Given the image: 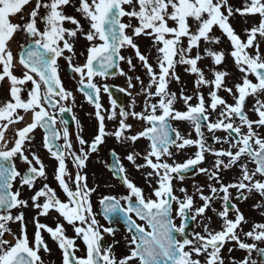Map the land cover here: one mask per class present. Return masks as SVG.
<instances>
[{"label": "snow or ice", "instance_id": "1", "mask_svg": "<svg viewBox=\"0 0 264 264\" xmlns=\"http://www.w3.org/2000/svg\"><path fill=\"white\" fill-rule=\"evenodd\" d=\"M68 8L80 14L87 22L86 28L80 19L68 14ZM237 14L259 17L257 25L245 29L246 39H241L230 23V18ZM16 16L21 17V22H12ZM215 28L230 42L229 53L213 47L221 43ZM18 33L24 35L26 42L20 46L17 60L11 43ZM141 37L151 39L155 64L141 51L137 43ZM81 38L88 44L87 55L83 64H75V44ZM124 49L133 51L148 77L147 84L140 76L133 78L120 68L121 62L132 72L137 67L132 56L121 54ZM226 55L241 73V82L232 87L227 83L230 73L219 70ZM61 58L74 78L78 77L79 91L94 106L98 122L97 133L89 141L81 134L83 129L73 115L79 129L75 135L78 149L74 147L68 122L63 119L65 113L71 112L68 102L74 103L75 98L61 81L58 64ZM205 58L216 66L210 69L211 80L200 67ZM17 63L25 69L22 78L14 74ZM177 65L185 66L184 70L195 77L194 95L185 94L183 88L179 96L170 91L173 80L181 82L176 74ZM112 69L127 77L129 88L135 87L133 79L140 83V94L145 97L142 111H135V101L126 109L110 99L111 109L103 107L101 92L109 93L110 97L111 93L107 85L98 86L94 78H106ZM6 78L9 99L0 103V264H44L41 251L51 252L44 233L57 244L62 264H202L200 257L204 258L203 264H226L222 250L229 242H235L247 253L239 264H264V247L258 246L264 244V223H254L245 232L243 226L248 221L232 202L246 200L253 193L264 197V134L259 131L264 129V0H246L242 8H234L229 0H35L34 4L33 0H0V82ZM29 81L32 88L24 99L21 86ZM205 87L209 89L207 99L200 91ZM221 91L234 102L228 103L219 95ZM249 98L254 100L251 111L256 119L248 114ZM177 100L183 101L186 111L176 109ZM29 113L31 122L15 127ZM58 117L61 129L57 128ZM129 119L142 121L146 126L131 134ZM106 120L118 121V127L107 131ZM171 121L191 123L197 138L182 135ZM11 128L15 129L14 135L7 138L5 133ZM37 128L44 130L43 147L56 162L53 178L64 199L47 183L48 173L41 157L28 147ZM205 128L216 144H228L229 148L216 150L209 146ZM217 132H224L227 137L216 136ZM109 136L121 145L135 144L141 138L149 141L142 157L144 163H137L140 153L135 151L129 152L125 159L137 171L150 169L144 175L153 189L151 194L146 196L129 178L121 157L113 149L110 155L114 160L109 167L128 194L119 198L105 195L99 200L104 219L111 221L113 216L122 215L131 234L130 239L125 238L129 253L122 258L114 251L119 243L114 238L116 229L101 224L93 210L92 196L97 188L89 185L86 172L91 156L99 153ZM61 140L62 144L58 142ZM191 147L197 149L192 157L182 163L175 161L177 153ZM206 153L216 158L212 170L198 168ZM17 160L26 166L23 172L18 170ZM69 162L74 174L69 170ZM249 164L254 168L250 169ZM233 167L239 169L240 175L225 184L220 173ZM195 168L219 187L209 184L210 195H205L200 186H195L192 194L180 187L181 195H177L173 181L183 182L185 174ZM41 180L45 182L37 188ZM22 189L32 194L24 199ZM231 190L236 191L235 197ZM197 195L202 201L200 206L195 205ZM217 199L222 202V210L217 213L222 220L221 230L204 223L203 234L197 232L189 238L188 222L198 218L210 220L206 212L216 211L212 204ZM29 208L36 212L31 221L35 229L31 237L24 211ZM53 213L58 214L55 227L41 222V217ZM230 213L234 217L230 218ZM132 214L144 221V226ZM175 218L180 219L179 226ZM65 223L71 226L73 237L66 235ZM12 225H18L17 232ZM106 236L113 238L112 243L104 244ZM242 236L253 243L245 242ZM78 240L84 246L83 256L77 255L81 250ZM233 250L227 249L229 254ZM254 252L259 260L252 258ZM231 264L237 262L232 260Z\"/></svg>", "mask_w": 264, "mask_h": 264}, {"label": "rangeland", "instance_id": "2", "mask_svg": "<svg viewBox=\"0 0 264 264\" xmlns=\"http://www.w3.org/2000/svg\"><path fill=\"white\" fill-rule=\"evenodd\" d=\"M82 24L84 26L87 27V25L85 24V22L83 21ZM148 46V44H147ZM203 47V45H202ZM216 50L218 51H224L225 52V49L220 46V45H215L213 46ZM203 54V53H202ZM136 62H138L136 60ZM227 58H226V62L223 66H221V68L219 70H227L230 74H231V70H230V67L231 66H228L227 64ZM200 67H202L205 71V74L207 76L208 79H212L213 76H212V72L210 71V69L212 68H215L216 66L212 65V62L209 58H205L202 62H200ZM123 69L124 71L128 74V76H132L133 78L135 76H140L141 79L144 81L145 84L148 83V77L145 75V70L144 69H141V68H136V70L134 72L130 71L128 68H127V65L125 64L123 66ZM194 78H191L187 81V85H185V93L187 95H194ZM116 81H119L123 84H127L128 85V79L126 76H119ZM228 83V82H227ZM133 84L135 85V87L133 88H130V90H133V96L130 97V100L134 97H138V96H143L142 94H140V90H141V85L138 81H136L135 79H133ZM230 84V83H229ZM207 88V87H205ZM69 89L70 91L73 93V96L75 98V102L76 104L72 103V102H68L69 106L72 105L76 108L77 112L80 111V108H82V103L80 102V100L75 96V89H74V85L69 83ZM201 92H203L201 89H200ZM204 93V92H203ZM133 98V99H134ZM143 98H145L143 96ZM137 99V98H135ZM195 99V97H194ZM86 115L88 116L87 118V137L91 136L94 132H93V128H94V122H93V118L91 116V112L89 111V108L86 109ZM108 122V128H109V132L111 131H114L115 128L118 127V121H113V120H107ZM131 134H135V132L132 131ZM36 141V140H35ZM106 150H107V153L110 152L112 149H116V147L119 149V150H122L125 152V150L129 153L131 151H135L137 153H140V158L137 160V163H144V162H141V158L143 157V155L146 153V147L144 144L140 143L139 141H137L135 144H132V145H129V144H126V145H121L119 144L116 139L112 136H109V139L108 141H106V144L104 145ZM138 147V148H137ZM43 154L39 153V156H42ZM174 159L175 161H179L181 159V154L180 153H177L175 156H174ZM169 163H171L172 161L169 160L168 161ZM128 170V176L131 180H134L139 186L141 187H144V189L146 190V192H150V190L152 191L153 189L151 187H149V184L148 182L145 180V173L150 171V169H142L140 171H137L135 169V167L129 163V164H126L125 166ZM54 168L55 166H51V167H46V170H47V173H48V181L47 183H49V185L51 187H54L58 193H61L58 186L56 185V182L53 178V172H54ZM74 172H75V169H74ZM97 172V175L99 177V180L100 182L102 183L103 187L100 188V192L102 193H109V192H114L115 194H118V195H121V192H127L128 194V191L126 189H124L123 187H120L119 184L113 180H110L108 178V173H107V168L106 166H104L102 169L101 167L100 168H97L96 170ZM104 174V175H103ZM93 179L95 180V174L93 173ZM45 181H39L38 184H39V187L42 186V184L44 183ZM153 183V187H155V181L152 182ZM61 196V198L63 197L62 194H59ZM253 201V212L251 215H248V222L252 221L254 217L257 216L258 212L260 211L259 208L255 207V199H252ZM259 205H264V201L262 203H258ZM36 215V212L35 210L33 209L32 212H30L29 214V228H31L32 231L28 232L30 236H32L33 234V230H34V226L33 224L31 223L32 221V218ZM57 215L58 214H55L53 213L52 215H50L49 217H41L40 220L42 223H45V224H48L49 226H52V227H55V222H56V219H57ZM63 223V222H62ZM66 228V234L67 232H69V229L65 226ZM12 230L14 232H17L18 231V225H12ZM119 236H120V240H124L125 242H120L119 243V246L117 248V254L119 257H123L125 255H127L129 253V249H128V245H127V240L125 239V235H124V232L119 230L118 232ZM44 237H45V241L46 243L48 244V247L51 249V252H43L41 251L40 255L42 257V259L45 260V264H59V259H61L60 255L62 254L61 251L59 250V248L57 247V244L48 236L47 233H44L43 234ZM248 241H252L250 239H248ZM232 255H236V256H243V255H246L245 253H234L232 252L231 253ZM228 255V254H226ZM253 259H256L255 257ZM232 260H235L237 262V264H239V261H241L242 259H225V262L226 264H231V261ZM258 260V259H257Z\"/></svg>", "mask_w": 264, "mask_h": 264}, {"label": "flooded vegetation", "instance_id": "3", "mask_svg": "<svg viewBox=\"0 0 264 264\" xmlns=\"http://www.w3.org/2000/svg\"><path fill=\"white\" fill-rule=\"evenodd\" d=\"M30 10V9H28ZM25 15H27V11L25 12ZM252 27V26H250ZM244 28H246V26H244ZM241 29V26L239 27V30ZM171 124L173 125L174 128L178 129L179 131L183 132L184 134H190V136H192L193 134V126L191 125V123H178V122H174V121H171ZM102 159V155L100 154L99 156V160ZM202 168H205V167H202ZM204 174V173H203ZM204 176L203 175H200V176H197L195 178H188V182L187 184L190 186V188L192 189V187L194 186V188L196 189L195 186H200L202 188H204V194L205 195H210V192L208 190V185L209 184H213L214 186H217L219 187V185H216L214 181H203L202 178ZM222 177V180L225 184H227V182L225 181L226 179V176H221ZM232 191V196L235 197L236 196V191L235 190H231ZM189 194H192L194 193L195 191H188ZM258 193H253L249 196V201L246 202V200H244L243 203H246V205L248 206H243V203H236L237 204V207H239L240 211L245 215L244 211L251 208L252 205H253V202H252V197L254 195H257ZM194 199H199V196H195ZM200 200V199H199ZM198 206V205H197ZM212 207L216 209V211H211V210H208L206 212V217L210 218L209 219H201V218H198L196 221H195V229L193 231V233H202L203 234V227L202 225L204 223H209L210 224V227L212 229H216V230H220L221 227H222V220L219 218V216L217 215V213L222 210V202L217 199L215 200V202L212 204ZM259 212L257 214L256 217L253 218L252 221L248 222L247 224V228L249 230H251V227L254 223H264V215H262L261 213H264V207L263 208H259ZM29 209H25V216L26 218L28 219L29 218V213H28ZM252 214V213H251ZM249 214V215H251ZM230 218L234 217V214L233 213H230ZM248 215V214H246ZM245 215V217H246ZM248 218V217H247ZM177 225L179 226L181 221L180 219L177 218ZM248 230V231H249ZM108 237V236H107ZM112 241L110 240L109 243H111ZM258 246L260 247H264V244H258ZM228 249V248H227ZM227 249L222 253L224 259H243L245 256H236V255H232V254H229ZM228 254V255H226ZM200 259H204L203 257H200Z\"/></svg>", "mask_w": 264, "mask_h": 264}]
</instances>
